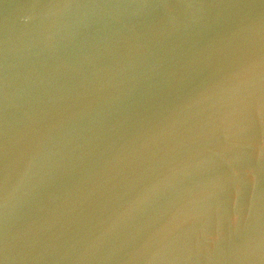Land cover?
Segmentation results:
<instances>
[{
    "label": "water",
    "instance_id": "1",
    "mask_svg": "<svg viewBox=\"0 0 264 264\" xmlns=\"http://www.w3.org/2000/svg\"><path fill=\"white\" fill-rule=\"evenodd\" d=\"M0 264H264V0H0Z\"/></svg>",
    "mask_w": 264,
    "mask_h": 264
}]
</instances>
